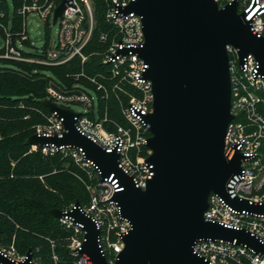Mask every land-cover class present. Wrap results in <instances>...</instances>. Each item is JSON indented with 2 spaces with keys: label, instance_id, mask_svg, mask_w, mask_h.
Returning <instances> with one entry per match:
<instances>
[{
  "label": "built area",
  "instance_id": "obj_1",
  "mask_svg": "<svg viewBox=\"0 0 264 264\" xmlns=\"http://www.w3.org/2000/svg\"><path fill=\"white\" fill-rule=\"evenodd\" d=\"M63 0H32L30 4L17 7L16 0H0V18L3 36H0V59L46 67H62L79 62L82 66L89 61L88 47L95 32V12L91 0H67L63 14L54 22L57 8ZM136 0H105L104 19L111 32L101 33L99 41L107 44L102 56V65L106 68L101 75L103 82L88 78L84 72L74 77L67 85L56 77L51 79L55 89L49 91L47 101L56 107L76 114L75 128L102 151L118 155V168L132 179L137 189L145 190L154 178V165L148 160L153 151L148 147L151 138L150 125L146 117L153 112L154 95L152 83L145 78L148 65L138 50L145 45L142 18L135 12H129ZM220 8L238 4V13L245 16L253 35L264 38V0H215ZM5 6V11L1 7ZM9 6L13 9V21L8 22ZM37 16L47 25L53 20L58 25L57 38L53 44L46 43L37 47L28 33V17ZM18 19V22H17ZM231 78V114L225 139V155L232 160L237 153L243 156L241 172L227 185L231 199L248 201L251 206L264 207V72H261L255 56L249 54L243 61L240 51L234 47L227 49ZM34 72H37L34 71ZM44 73V71H42ZM88 78L96 89L81 83ZM107 84L119 97L122 92L129 97L122 106L121 113L126 126L108 129L110 122L102 116L101 99L109 98ZM90 92H94L95 96ZM71 105H82L84 113H77ZM65 119L58 112H50L44 124L37 125L33 135L49 139H62L67 133ZM39 152L44 157L61 155L78 169L86 172L95 183H84L89 193L88 205L81 212L90 217L98 231V246L109 264H115L125 248L124 238L132 230L131 223L122 216L121 207L115 200L117 193L125 190L122 180L116 174L102 181L97 164L88 159L83 148L58 146L48 143L43 146H30L29 153ZM74 205L64 210L72 211ZM206 221L219 224L228 229L245 230L264 245V212L239 210L219 194H211L208 209L204 214ZM60 224L69 232L68 252L71 264H94L83 253L86 242L84 226L68 216L59 219ZM193 253L208 264H264V256L254 249L237 241L197 240ZM0 255L18 264L26 259L14 246L5 248L0 243ZM55 264L59 258L53 256ZM32 264H36L34 259Z\"/></svg>",
  "mask_w": 264,
  "mask_h": 264
},
{
  "label": "water",
  "instance_id": "obj_2",
  "mask_svg": "<svg viewBox=\"0 0 264 264\" xmlns=\"http://www.w3.org/2000/svg\"><path fill=\"white\" fill-rule=\"evenodd\" d=\"M67 0L57 8L54 22L63 14ZM129 12L142 18L145 45L138 50L148 65L145 78L152 83L153 112L146 117L151 138L155 176L145 190L118 168V155L102 151L75 128L76 114L45 106L65 119L62 139L32 135L27 146L83 148L97 164L102 181L116 174L125 190L115 196L122 216L132 225L125 248L115 264H208L193 253L197 240L237 241L264 256V245L245 230L225 228L205 220L211 194H219L233 207L263 213L264 207L231 199L229 181L241 172L239 153L229 160L225 139L231 114V78L228 47L239 49L243 61L255 56L264 72V38L253 35L245 16L234 2L220 8L215 0H136ZM66 214L84 226L86 253L94 264H109L98 246L94 221L74 204ZM30 250L18 264H32ZM0 264H16L0 255Z\"/></svg>",
  "mask_w": 264,
  "mask_h": 264
},
{
  "label": "trees",
  "instance_id": "obj_3",
  "mask_svg": "<svg viewBox=\"0 0 264 264\" xmlns=\"http://www.w3.org/2000/svg\"><path fill=\"white\" fill-rule=\"evenodd\" d=\"M92 1L97 19L94 35L98 39L100 32L109 33L111 27L103 18L105 0ZM3 64L2 68L10 71L0 73V243L11 245L14 241L21 256L31 250L33 259H41L37 264H55V252H58V264H71L68 249L65 250L61 242L68 238L69 232L51 211H64L77 202L84 207L90 200L89 193L65 169L63 163L67 160L61 155L44 157L39 152L29 153L30 146L26 145L35 132V123L43 121L35 109L49 114L44 106L45 82L41 79L45 69L9 61ZM69 66L47 71L62 78ZM87 72L94 74L95 71L88 69ZM113 116L120 119L117 112ZM262 152L264 154V142ZM50 241H56V251L52 250Z\"/></svg>",
  "mask_w": 264,
  "mask_h": 264
},
{
  "label": "rangeland",
  "instance_id": "obj_4",
  "mask_svg": "<svg viewBox=\"0 0 264 264\" xmlns=\"http://www.w3.org/2000/svg\"><path fill=\"white\" fill-rule=\"evenodd\" d=\"M7 1H8V4L11 3V0H7ZM31 1L32 0H16V4H17L16 6L21 7L24 4H30ZM91 2H92V6H93V9L95 12L94 3L92 0H91ZM1 10L5 11V6H2ZM104 15H105V11L103 14V18H104ZM13 18H14L13 9L11 6H9L8 22L12 23ZM17 22H18V19H17ZM27 22H28V33H29L30 39L33 43H35V45L37 47H42L46 43H49L50 45L53 44V42L57 38V31H58V25H55L53 20H50L49 24L47 25L44 21L40 20L37 16H29ZM1 24H5V21L0 18V36H3L4 32H3V29L1 28ZM95 25H96V29H97L96 16H95ZM104 32L105 31L100 32L98 34V39H99V35L101 33H104ZM105 33H108V31ZM95 38L96 37L94 35L93 41L91 42L90 46L88 47L87 55L89 56V59H88L89 61L85 64V66H82L79 62L73 63L71 66H69L68 73L63 75L62 78H60L61 76H59V74L57 76L55 74V72L53 73V72L47 71L50 68H57V67H46V66H41V65H37V64L33 65L35 67H41V68L45 69L41 79H43V81L45 82V93H46L47 97L49 95V91L51 89H55V87L51 84V79H54V77H56L61 82L65 83L67 85H70L74 82L75 75L78 73H81L83 69H84V72L88 78L96 79V81H98V82H103V80H101L102 79L101 75L105 74L106 68L102 65L101 62H102L103 53L105 52V50L107 48V44H102V43H100V41L98 39H95ZM0 46H1V42H0ZM9 62L18 63L15 61H9ZM3 63H4V60L0 59V73L10 71V70H5L2 68L4 65ZM22 64H26V63H22ZM29 65H31V64H29ZM97 65H100V67L98 69H95L94 67ZM78 68H79V70H77ZM88 69L94 70L95 71L94 74H90L89 72H87ZM23 70H25V69H23ZM14 73L20 77H25V75H23L20 72H14ZM88 78H82L81 83H83L88 88L96 89L95 84L93 82H91L90 79H88ZM107 87H108V92H109V98L100 100V106L102 108L101 115L107 116L109 118L110 122L107 126L109 130H114L117 128V126L125 127L127 124H126V122L122 116L121 109H122V106L128 102L129 97L126 94H123L122 92L119 94V97H117L111 91L109 84H107ZM90 93H91V95L95 96L94 92H90ZM45 101H47V98L44 100V106H45ZM111 102H113L115 104L112 107H111V105H109ZM70 107L72 110H74L77 113H84V111H85V108L82 105H71ZM35 111L42 116L43 121L35 123L34 128L37 125L44 124L46 121V117L48 115V113H46L40 109H35ZM116 112H117V115H119L120 119H117L113 116ZM28 118L29 117H26L25 119H28ZM62 159L67 160V162L63 163V166L65 167V169L69 170L70 173L72 175H74L79 180V182L85 187V189H86V186L84 183H95V180L92 177H90V175H88L86 172H83L82 170L75 167L71 163V161H69L66 158H62ZM72 170H74V172ZM86 191H87V189H86ZM88 203H89V200L87 201L86 205H88ZM61 242L64 243L63 246H64L65 250H67L68 249L67 248V244H68L67 237H65L63 239V241H61ZM50 244H51L52 250L56 251V247H57L56 241H50ZM1 245L5 248H10L12 246L15 247L14 241L11 243V245H4V244H1ZM16 250H17V248H16ZM56 253H58V252H55L54 254H56ZM40 260H41L40 257H38L37 260L34 259L36 264L38 262L40 263Z\"/></svg>",
  "mask_w": 264,
  "mask_h": 264
}]
</instances>
